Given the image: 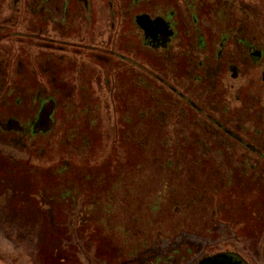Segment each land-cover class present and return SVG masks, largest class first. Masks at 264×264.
Masks as SVG:
<instances>
[{
  "label": "rangeland",
  "instance_id": "1",
  "mask_svg": "<svg viewBox=\"0 0 264 264\" xmlns=\"http://www.w3.org/2000/svg\"><path fill=\"white\" fill-rule=\"evenodd\" d=\"M61 1L49 0L51 9ZM165 1L142 0L157 10ZM18 7L19 0H0V8ZM11 19L0 14V264H194L220 252L264 264V173L253 150L259 139L236 140L193 107L199 94L190 78L201 49L191 35L173 59L135 44V62L106 55L91 61L76 49L69 59L67 51L52 54L33 38L8 35L19 26H5ZM29 24L52 32L38 19ZM98 32L84 41L107 40L105 29ZM204 33L215 47L212 30ZM49 64L48 74L42 67ZM183 72L189 81L181 84L176 75ZM53 76L62 84L55 91ZM18 85L19 104L15 93L6 97ZM40 87L57 105L50 132L11 140L9 116L32 115ZM250 90L242 96L249 122L257 118ZM215 91L207 106L221 116ZM231 121L234 129L242 119Z\"/></svg>",
  "mask_w": 264,
  "mask_h": 264
},
{
  "label": "flooded vegetation",
  "instance_id": "2",
  "mask_svg": "<svg viewBox=\"0 0 264 264\" xmlns=\"http://www.w3.org/2000/svg\"><path fill=\"white\" fill-rule=\"evenodd\" d=\"M105 1L107 5L103 4L104 0H62L55 7L57 10L53 11L49 0H19V7L13 9L15 11H10L12 8H0V14H5L6 19L13 18L12 21H5V26L10 23L17 25L16 21L19 20V26L17 25V28L13 26L15 30L7 32L8 35L33 38L36 42H41V44L38 43L39 47L50 48L52 54L57 51H67L66 56L69 59L70 51L75 53L76 49L77 55L82 57L88 55L91 61L110 56L117 59L126 57L129 61L135 62L132 59L136 55V48L133 46L129 49L135 44L147 45L152 50L159 51L161 56L173 59L174 55L178 54L176 51H182V45L190 39L191 35L195 51L201 49L195 53L198 61L196 73L190 78V86L194 87V92L199 94V101L192 102L193 107L205 119L214 122L236 140L242 141V137H248V135L255 137L252 139L258 138L259 145L253 150H256L259 161L255 163H258L262 169L261 172L264 173V0H167L159 10L150 9L152 7L142 0ZM235 1L241 8H232L231 4ZM205 2L208 3V8H203ZM169 8L177 9L178 18L174 17V10ZM105 16L108 20H105ZM205 16H207L206 25ZM185 18L191 22V32L190 29L184 30L187 24ZM30 19H38L45 25L47 23L52 25L51 34L40 29L41 26L33 29L29 24ZM206 26L213 32L211 38L217 43L215 47L212 44L208 45L207 39L210 36L204 33ZM103 29L106 31L107 40L84 41L86 39L83 37L84 34L88 33L94 37ZM125 41H128L127 45ZM56 42L58 44H55ZM205 45L206 47L202 49L201 47ZM44 58L46 59L44 61H47L48 55ZM50 67L52 64L47 67L43 65L42 68L49 74ZM186 75L187 72L177 74V80L183 84L187 80ZM5 76L3 72H0L1 83ZM49 78H51L50 85L53 91L62 87L61 83H56L54 76ZM73 85L77 86L76 82ZM249 87L252 88L250 91L255 93L254 102H250L253 106L251 107L252 117L257 116L255 121L251 122L247 119L248 106L244 105L242 97ZM10 88L6 92V97L15 93L19 104V94L22 95L23 91L19 85L16 88L13 86ZM215 88L221 90L218 97L224 106L221 108L217 103L219 113L222 111L221 116L213 113L211 105L207 106L210 98L208 95H211V92L215 93ZM43 93L45 88L40 87L32 97V115L25 116L23 120H19V116H9L10 121L6 124L12 128L11 133L7 132L11 140L19 141V138L22 141L30 140L36 138L41 132H50L51 124H53L51 115L57 105L53 96L45 98ZM205 93L207 95H204ZM39 96H43L44 99L39 100ZM181 96L185 98L187 105H190L187 94L182 93ZM230 96L236 101L234 106L229 105ZM22 98L24 99L23 96ZM200 99L205 101L203 105ZM45 112L48 113L46 122ZM232 114L239 115V119H242L239 123H234V129L227 124L232 122ZM43 123L49 126L40 127L39 124ZM237 124L241 125L240 133L235 132ZM248 125L252 126L253 131L244 132L242 129ZM218 254L232 255L239 264H247L243 258L231 252L206 256L194 264Z\"/></svg>",
  "mask_w": 264,
  "mask_h": 264
},
{
  "label": "water",
  "instance_id": "3",
  "mask_svg": "<svg viewBox=\"0 0 264 264\" xmlns=\"http://www.w3.org/2000/svg\"><path fill=\"white\" fill-rule=\"evenodd\" d=\"M197 264H239L238 260L229 254H218L200 261Z\"/></svg>",
  "mask_w": 264,
  "mask_h": 264
},
{
  "label": "crops",
  "instance_id": "4",
  "mask_svg": "<svg viewBox=\"0 0 264 264\" xmlns=\"http://www.w3.org/2000/svg\"><path fill=\"white\" fill-rule=\"evenodd\" d=\"M9 243H11V242H9ZM6 245H8V244H6Z\"/></svg>",
  "mask_w": 264,
  "mask_h": 264
}]
</instances>
